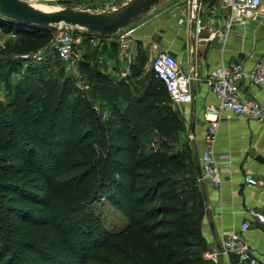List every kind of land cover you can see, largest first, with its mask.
<instances>
[{
	"label": "trees",
	"instance_id": "obj_1",
	"mask_svg": "<svg viewBox=\"0 0 264 264\" xmlns=\"http://www.w3.org/2000/svg\"><path fill=\"white\" fill-rule=\"evenodd\" d=\"M0 29L18 35L14 50L31 57L51 40L54 26L0 16ZM99 35L119 46L116 37ZM84 47L88 59L79 69L90 93L47 78L50 55L40 70L28 67L14 94L8 85L12 104L0 100V264H212L204 257L203 195L201 213H187L188 203L180 211L159 208V216L183 212L174 237L158 234L160 226L151 223L158 208L150 206L173 189V174L153 175L157 162L142 156L139 137L148 129L169 137L186 127L166 86L151 69L138 92L131 75L118 79L100 66L104 48ZM138 58L131 70L145 68V55ZM166 165L177 167L172 158ZM191 172L197 181L196 164ZM104 200L127 219L124 231L102 235L91 227L99 225L95 211ZM187 229L202 253L180 249Z\"/></svg>",
	"mask_w": 264,
	"mask_h": 264
},
{
	"label": "crops",
	"instance_id": "obj_2",
	"mask_svg": "<svg viewBox=\"0 0 264 264\" xmlns=\"http://www.w3.org/2000/svg\"><path fill=\"white\" fill-rule=\"evenodd\" d=\"M24 1L43 10L73 5L76 9L101 12L113 11L128 0ZM124 31L132 37L130 47L134 61L131 65L120 59V48L111 40H104V47L94 46L104 48V69L114 77L129 76L131 67L140 64L139 54L147 58L145 67L151 62L152 69L155 56L163 50L170 51L181 61L185 73L196 76L192 87L196 96L194 102L175 107L187 127L196 165L201 167L207 131L205 111L218 103L206 77L212 69L222 65L230 67L243 63L248 70L253 69L264 54V23L250 20L230 26V13L222 0H164ZM213 33L217 35L212 37ZM82 34L87 33L82 30ZM241 92L245 99H257L264 106V88L245 81ZM217 147L223 155L231 156V163L221 164L222 189H217L210 181L200 184L205 205L202 220L204 257L212 264H238L236 256L216 253L226 235L242 232L264 264V224L251 213L258 211L264 215V123L247 117L229 119L223 114ZM248 176L254 177L258 185L247 184ZM245 222L251 227L242 231Z\"/></svg>",
	"mask_w": 264,
	"mask_h": 264
},
{
	"label": "built area",
	"instance_id": "obj_3",
	"mask_svg": "<svg viewBox=\"0 0 264 264\" xmlns=\"http://www.w3.org/2000/svg\"><path fill=\"white\" fill-rule=\"evenodd\" d=\"M230 13V26L234 23H246L250 20L264 23V0H222ZM197 7V4L194 5ZM85 32V31H84ZM78 33L82 31L66 24L54 26L51 44L61 61L73 66L79 57V45L83 39ZM217 33H213L215 37ZM114 37L119 44L120 59L131 65L134 55L130 47L132 37L130 33L119 31ZM92 42L97 46L102 42L98 33L91 34ZM46 50L32 55L37 61H42ZM156 77L160 79L170 96L174 106L192 104L196 98L192 89L197 80L194 74H187L181 67V61L170 51H160L152 63ZM206 81L216 96L218 103L206 108L205 118L207 131L205 136V149L201 158V173L197 181L201 184L210 181L217 189H222L224 179L221 175V164L231 163L230 155H223L218 147L217 140L223 114L227 118L247 117L251 120L264 123V106L257 99H245L242 96V83L247 81L252 85L264 88V54L257 61L255 67L248 70L243 63H237L230 67L220 66L212 69ZM245 182L257 186L258 181L248 176ZM252 215L264 224V215L258 211H251ZM251 227L249 222L242 225V231ZM227 257L236 256L238 264H262L255 255L253 249L246 242L242 232H234L223 238L219 253ZM214 258V257H213Z\"/></svg>",
	"mask_w": 264,
	"mask_h": 264
},
{
	"label": "rangeland",
	"instance_id": "obj_4",
	"mask_svg": "<svg viewBox=\"0 0 264 264\" xmlns=\"http://www.w3.org/2000/svg\"><path fill=\"white\" fill-rule=\"evenodd\" d=\"M63 8V7H57ZM79 31H85L88 34H92L90 31L79 27L73 26ZM126 29V28H125ZM122 29L121 31H124ZM83 41L87 38V42L91 40V36L87 34H80ZM79 45L78 59L76 64L71 66L63 61L57 56V52H54L51 40L44 42L40 50L45 51V58L53 55V59L47 64L45 68V75L47 78L53 79L59 87L63 83L69 80V84L74 88V90L83 89L87 93H90V89L87 87L85 80L80 72L79 64L84 60L88 59L85 56L86 49L85 45H90L89 43ZM19 36L14 32L3 31L0 29V61L2 62V67H0V100L6 104H12L13 100L8 101V85L11 87V92L14 94L17 86L23 85L26 80L27 69L31 65L36 67L38 70L41 69L42 61H37L34 57H28L27 55H19L15 50V46L18 45ZM95 44L92 42L91 47L93 48ZM101 47H104V39L100 43ZM100 66L104 67V54L99 53ZM89 59H92L90 57ZM151 65V62H150ZM147 66L144 69L134 66L130 72L133 84L136 86L138 92H141L143 86L147 84L148 75L151 71V66ZM98 105V104H97ZM13 110V106H11ZM176 108V107H175ZM139 143L141 145L142 156L145 159L157 162V172H153V175L161 177L165 173H172L173 175V189L169 190L163 198H158L155 200L152 206L154 209L158 208V214L156 218L152 220L151 223H156L160 228H158L157 233L174 237L176 230L173 225H179L183 223V212L178 214L165 213L159 216V208L165 207L168 209H175L180 211L185 204L187 205V213L196 214L201 213V199L202 193L200 190V183L194 180V175L191 172L192 166L197 164V159L195 155L194 147L188 137L187 127L176 134L164 137L154 131L153 129H148L139 137ZM172 158L176 163L177 167L171 168L166 165V161ZM184 162V164H183ZM191 165V166H190ZM190 171V172H189ZM149 207V208H150ZM96 216L99 219V225L91 226L95 233H100L104 235L105 232L119 233L124 231L128 227V221L124 215L118 212L108 201L104 200L99 205L96 206ZM186 213V212H185ZM83 217V216H82ZM187 221H193V217L186 218ZM78 224L81 223V218L77 221ZM88 226H84V230ZM188 230V229H187ZM187 236H183L179 241L180 249L182 251H191L202 253L203 247L199 240L193 235V231L188 230ZM195 231V230H194ZM177 235H181V232H177ZM23 257L22 254H20Z\"/></svg>",
	"mask_w": 264,
	"mask_h": 264
},
{
	"label": "water",
	"instance_id": "obj_5",
	"mask_svg": "<svg viewBox=\"0 0 264 264\" xmlns=\"http://www.w3.org/2000/svg\"><path fill=\"white\" fill-rule=\"evenodd\" d=\"M164 0H128L113 11L91 12L72 7L43 10L24 0H0V16L20 24L50 27L60 24L82 27L91 33L115 36ZM199 174L201 167H198Z\"/></svg>",
	"mask_w": 264,
	"mask_h": 264
}]
</instances>
